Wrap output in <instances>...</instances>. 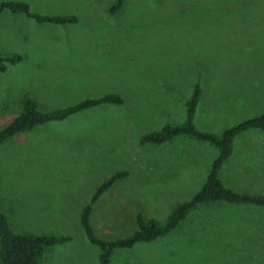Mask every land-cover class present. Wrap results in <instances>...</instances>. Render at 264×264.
<instances>
[{
    "label": "rangeland",
    "instance_id": "rangeland-1",
    "mask_svg": "<svg viewBox=\"0 0 264 264\" xmlns=\"http://www.w3.org/2000/svg\"><path fill=\"white\" fill-rule=\"evenodd\" d=\"M75 1L93 5L79 11L89 27L83 22L77 33L79 47L95 54L38 91L39 108L109 93L124 103H103L0 144V211L11 228L72 237L44 252V264H100L101 248L88 240L81 214L117 171L128 176L93 204L91 224L102 239L133 234L138 213L164 224L202 188L219 153L214 145L188 136L141 143L145 134L185 122L197 84L200 130L221 134L264 112V0H125L115 12L117 0ZM43 9L34 12H53ZM25 63L19 68L38 66ZM6 75L0 74V130L22 110L11 106L19 87L11 91ZM263 147L258 129L235 138L221 172L228 187L264 194ZM111 264H264V207L199 204L171 232L116 248Z\"/></svg>",
    "mask_w": 264,
    "mask_h": 264
},
{
    "label": "trees",
    "instance_id": "trees-1",
    "mask_svg": "<svg viewBox=\"0 0 264 264\" xmlns=\"http://www.w3.org/2000/svg\"><path fill=\"white\" fill-rule=\"evenodd\" d=\"M125 0H117L110 7L112 12L120 9ZM5 10L21 12L34 18L39 23H74L78 21L75 15H43L34 12L30 5L21 0H5L0 2V13ZM22 60L19 53L0 52V73L5 72L9 66ZM202 96V89L197 84L194 93L187 102V118L184 123L166 125L159 131L145 134L141 143L163 144L178 136H188L196 140L214 145L219 153L214 159L207 180L202 188L193 197L173 208L164 224L153 218H146L142 213L137 214L138 229L130 236L115 240L98 237L91 224L93 204L106 193L116 181L128 176V171L121 170L106 178L95 190L81 214V224L88 240L101 248L100 264H111V256L116 248H132L139 242L153 241L174 230L199 204L212 202H228L238 204H253L264 207V194H249L238 192L228 187L221 177L224 166L230 161L234 152L235 138L248 130L258 129L264 131V112L244 119L237 124L224 129L221 134L200 130L194 122L197 106ZM103 103L122 104L124 98L116 93H109L97 98H86L62 109L44 111L31 97L22 101V110L11 122L0 130V144L17 133L30 131L36 126L65 120L74 113L98 106ZM71 236H58L55 234H26L14 231L5 214L0 211V264H41L44 250L63 244L71 240Z\"/></svg>",
    "mask_w": 264,
    "mask_h": 264
},
{
    "label": "crops",
    "instance_id": "crops-1",
    "mask_svg": "<svg viewBox=\"0 0 264 264\" xmlns=\"http://www.w3.org/2000/svg\"><path fill=\"white\" fill-rule=\"evenodd\" d=\"M21 1L27 2L33 11H41L44 10L43 8L53 11L43 15H75L78 17V21L66 24L39 23L21 12L5 10L0 13V52L19 53L22 56L20 62L11 65L5 72H2L3 74L7 73V85L11 91L14 87H19L18 90L15 89L18 92V96L14 100L16 102L11 103L12 107H18V109L22 107V101L26 97L34 99L39 107L38 91L47 90L58 75L73 66L75 60L91 58L95 54L86 48L79 47L77 33V29L83 22L86 27H89L86 24L89 23L88 17H82L79 15V11L83 9L89 11L88 7L93 6L90 2L82 4L80 8L79 2L75 0ZM5 22H8L10 26ZM87 41H89L88 37L84 38L82 43L86 44ZM26 61H37L38 66L19 68L22 65L25 66ZM261 75L263 76L259 77H264V71ZM233 156L234 152L231 159ZM52 248L49 247L44 252H48ZM41 264H44L43 256Z\"/></svg>",
    "mask_w": 264,
    "mask_h": 264
}]
</instances>
